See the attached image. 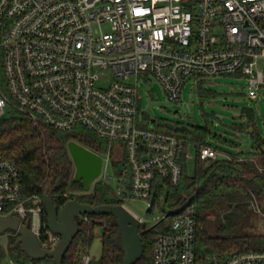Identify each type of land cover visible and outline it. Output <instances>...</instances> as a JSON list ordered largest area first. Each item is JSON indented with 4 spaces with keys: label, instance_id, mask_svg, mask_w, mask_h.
Returning a JSON list of instances; mask_svg holds the SVG:
<instances>
[{
    "label": "built area",
    "instance_id": "built-area-1",
    "mask_svg": "<svg viewBox=\"0 0 264 264\" xmlns=\"http://www.w3.org/2000/svg\"><path fill=\"white\" fill-rule=\"evenodd\" d=\"M262 60L264 0H0V126L18 112L38 127H83L107 143L93 152L103 160L102 181L114 171L111 196L126 208L129 199L143 200L153 211L156 179L181 180L183 145L145 123L140 78L155 79L172 102L191 78H246L254 100L264 84ZM219 155L211 145L199 150L202 160ZM43 200L24 194L19 167L0 154V218L28 221L50 250L61 237L47 226ZM135 216L160 231L154 264H264V251L199 259L193 205L165 211L150 228Z\"/></svg>",
    "mask_w": 264,
    "mask_h": 264
},
{
    "label": "trees",
    "instance_id": "trees-1",
    "mask_svg": "<svg viewBox=\"0 0 264 264\" xmlns=\"http://www.w3.org/2000/svg\"><path fill=\"white\" fill-rule=\"evenodd\" d=\"M207 91L204 94L211 93ZM212 116L213 114H206V120ZM247 117L248 123L235 122L230 126L238 132L253 130L250 133L253 150H242L230 157L219 156L208 160L199 157L201 146H213L211 141H214L236 147L237 142L213 131L207 121L204 125L165 120L157 122L159 130L175 135L182 141V176L177 185L157 178L152 206L164 212L187 205L194 206L197 220L196 253L204 262L214 257L223 262L243 251H264V234L238 233L246 216L257 209L264 214V136L255 125L253 111H248ZM72 140L96 152H102L107 147L104 140L83 127L72 131L38 127L18 112L2 120L0 126V154L19 167L26 196H44L52 190L58 210L72 199L93 206L121 204L111 196L112 188L107 181H96L91 189H86L81 181L75 179V166L68 150V143ZM190 146L196 148L193 175L187 172ZM116 167L118 169L119 165ZM44 213L47 221L45 208ZM219 215L216 228L210 230L209 223ZM77 222L79 232L63 257L62 264H84L82 256L89 253L98 228L102 229L101 255L88 264L123 262L120 227L113 215H83L77 218ZM6 233L7 251L14 261L20 264H55L52 258L31 259L21 251L20 244L17 243L19 235L14 231ZM159 233L157 229L141 227L144 252L135 264H154L153 244ZM5 255L4 247L0 245V262L5 259Z\"/></svg>",
    "mask_w": 264,
    "mask_h": 264
},
{
    "label": "rangeland",
    "instance_id": "rangeland-1",
    "mask_svg": "<svg viewBox=\"0 0 264 264\" xmlns=\"http://www.w3.org/2000/svg\"><path fill=\"white\" fill-rule=\"evenodd\" d=\"M261 68L264 71V60L261 61ZM138 85L140 88V108L145 114V123L150 129L157 128V122L161 120L193 125H204L207 121L213 131L236 141L238 144L236 147H230L223 143L211 141L213 146L222 151L220 152L222 154L235 153L238 150L253 149L250 134L253 130L238 132L232 129L230 125L235 122L239 124L248 123L247 112L253 111L255 125L260 134L264 136V84L258 98L253 100L248 97L246 78L235 76H221L203 80L191 78L184 84L181 99L177 102L169 101L160 84L153 78H140ZM206 90L211 93L204 94ZM206 114H213V116L206 120ZM240 115L243 117L240 118ZM195 159L196 148L190 146L187 156L189 175L194 174ZM108 177L111 178L108 183L113 190L116 187L114 171H108ZM96 181H102V175L91 184L89 189L93 187ZM125 205L132 213L142 218L146 228L152 227L154 218L164 213L158 208L150 211L147 203L140 199H129L125 201ZM219 219L220 215L209 223L210 230L213 231L216 228ZM101 233L102 229L98 228L96 237L89 248L88 254L92 259H98L101 255ZM238 233L240 235L264 234V214L257 209L254 213L246 216ZM7 234H0V245L5 249V259L10 258L6 247ZM16 264L20 263L16 262Z\"/></svg>",
    "mask_w": 264,
    "mask_h": 264
},
{
    "label": "water",
    "instance_id": "water-1",
    "mask_svg": "<svg viewBox=\"0 0 264 264\" xmlns=\"http://www.w3.org/2000/svg\"><path fill=\"white\" fill-rule=\"evenodd\" d=\"M154 122V120H152ZM68 150L75 166V179L82 182L86 189L100 176L102 157L76 141L68 143ZM52 190L44 195V208L47 226L61 239L53 249H45L39 239L30 231L28 221L22 222L18 217L0 218V234L14 231L19 235L17 243L20 249L33 260L52 258L55 264H62L63 257L68 252L75 236L79 232L77 218L83 215H113L118 222L124 250L121 264H135L144 252L140 236L139 219L124 205L102 204L93 206L77 200L67 201L58 210L54 203Z\"/></svg>",
    "mask_w": 264,
    "mask_h": 264
},
{
    "label": "crops",
    "instance_id": "crops-1",
    "mask_svg": "<svg viewBox=\"0 0 264 264\" xmlns=\"http://www.w3.org/2000/svg\"><path fill=\"white\" fill-rule=\"evenodd\" d=\"M239 78V77H238ZM236 146H238V144L236 145ZM214 147V146H213ZM231 147V146H230ZM216 148V147H215ZM250 150H253V149H250ZM239 151H242V150H238L237 152H239ZM220 152H222V151H219V153ZM237 152H235V153H228V154H222V153H220L221 154V156L222 157H228V156H231V155H234V154H236Z\"/></svg>",
    "mask_w": 264,
    "mask_h": 264
}]
</instances>
